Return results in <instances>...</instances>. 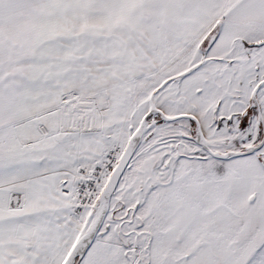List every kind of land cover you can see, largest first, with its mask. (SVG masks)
Returning <instances> with one entry per match:
<instances>
[{"label":"snow or ice","instance_id":"snow-or-ice-1","mask_svg":"<svg viewBox=\"0 0 264 264\" xmlns=\"http://www.w3.org/2000/svg\"><path fill=\"white\" fill-rule=\"evenodd\" d=\"M0 264H264V0H0Z\"/></svg>","mask_w":264,"mask_h":264}]
</instances>
